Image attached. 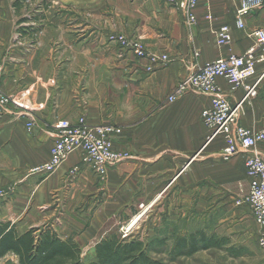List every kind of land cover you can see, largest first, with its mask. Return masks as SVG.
<instances>
[{"label": "crops", "instance_id": "1", "mask_svg": "<svg viewBox=\"0 0 264 264\" xmlns=\"http://www.w3.org/2000/svg\"><path fill=\"white\" fill-rule=\"evenodd\" d=\"M21 3L0 0L1 88L33 111L30 118L11 114L0 120V191H7L0 197V223L10 222L18 234L49 227L90 250V257L117 217L165 197L237 206L255 225L248 208L236 205L248 192L246 155L223 159L222 139L208 141L200 120L210 98H167L198 67L252 47L247 33L264 29V9L239 29V0H197L193 25L164 0H37L28 11ZM221 26L231 34L223 47L215 39ZM137 39L148 55L166 56V63L136 57L125 43ZM217 83L232 105L242 100L243 89L233 90L223 79ZM82 107L89 125L120 130L113 141L120 160L105 180L79 149L52 173L31 174L49 160L52 126L64 119L74 123ZM239 124L253 131L264 127V78L257 97L243 104ZM256 150L264 159V142ZM239 184L246 185L241 195Z\"/></svg>", "mask_w": 264, "mask_h": 264}, {"label": "built area", "instance_id": "2", "mask_svg": "<svg viewBox=\"0 0 264 264\" xmlns=\"http://www.w3.org/2000/svg\"><path fill=\"white\" fill-rule=\"evenodd\" d=\"M164 1L180 12L187 24L196 23L197 0ZM258 9H264V0H239L235 14L237 27L244 29L245 18ZM207 19L210 20L211 16L208 15ZM247 36L253 40V46L242 56H229L198 67L186 79L176 84L167 101L175 102L188 93L210 98V106L201 111L200 120L209 131L208 141L216 137L222 139V157L225 160L240 153L246 155L244 169L248 179V192L236 201V205L248 208L258 230L257 245L264 253V159L256 150L257 146L264 142V127L253 131L239 124L243 104L257 97L259 85L264 78V29L250 30ZM215 39L220 47L230 44L229 28L221 26L215 32ZM125 47L136 57H147L154 64L167 61L166 56L158 58L148 55L144 45L138 39L125 43ZM258 67L261 68L259 75ZM3 71L4 65L0 61V120L11 114L30 118L33 109L19 97L9 95L2 90ZM218 79L225 80L233 90H244L242 100L235 106L223 95L217 83ZM26 127L31 130L33 123L29 121ZM52 129L53 139L49 150V160L45 164L32 168L31 174L45 176L52 173L77 149L83 152L84 161L100 180H105L108 169L120 160V156L113 150V141L120 130L111 126L89 125L86 122L84 107H82V114L74 123L67 119L59 120ZM71 174L73 175L74 171ZM5 193L7 194V191H0V197ZM140 207L143 208L142 205ZM128 231L129 229H125L124 233Z\"/></svg>", "mask_w": 264, "mask_h": 264}, {"label": "rangeland", "instance_id": "3", "mask_svg": "<svg viewBox=\"0 0 264 264\" xmlns=\"http://www.w3.org/2000/svg\"><path fill=\"white\" fill-rule=\"evenodd\" d=\"M16 1H22L21 7L24 6L28 11L34 8L33 4L37 0H14ZM245 186L239 184L240 195L246 192L241 190ZM140 206L134 205L130 217H117V223H113V232L110 234L115 233L122 238L134 235L144 241L153 238L165 239V245L157 247L156 252L151 254L156 260L165 264H264V253L256 242L257 226L255 227L248 213L237 206L227 210L219 201H183L177 198L169 200L166 197L152 206ZM234 210L238 211V214H234ZM136 216L139 218L127 228ZM125 229L129 231L124 233ZM199 232H203L207 238H213L218 247L201 250L191 256L179 257L172 261L168 253L176 240ZM80 251L84 263L95 260L94 253L90 257V250ZM0 264H18V260L14 255L8 254L0 259Z\"/></svg>", "mask_w": 264, "mask_h": 264}, {"label": "trees", "instance_id": "4", "mask_svg": "<svg viewBox=\"0 0 264 264\" xmlns=\"http://www.w3.org/2000/svg\"><path fill=\"white\" fill-rule=\"evenodd\" d=\"M18 2H14L15 7ZM164 245L165 239L144 241L134 235L122 238L112 233L95 245V260L84 263L77 243L71 238L61 239L49 227L32 228L18 234L10 222L0 223V259L12 254L18 264H165L151 257L157 247ZM215 247L218 244L213 238L199 232L178 238L168 255L174 261Z\"/></svg>", "mask_w": 264, "mask_h": 264}, {"label": "bare ground", "instance_id": "5", "mask_svg": "<svg viewBox=\"0 0 264 264\" xmlns=\"http://www.w3.org/2000/svg\"><path fill=\"white\" fill-rule=\"evenodd\" d=\"M138 218H139V216L134 217V218L130 221V223L128 224L127 228L131 227V226L136 222V220H137Z\"/></svg>", "mask_w": 264, "mask_h": 264}]
</instances>
